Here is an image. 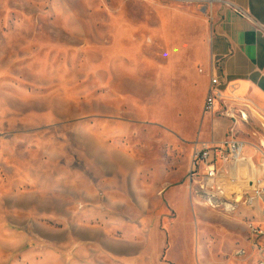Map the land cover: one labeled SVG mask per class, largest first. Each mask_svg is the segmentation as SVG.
<instances>
[{
	"label": "rangeland",
	"instance_id": "rangeland-1",
	"mask_svg": "<svg viewBox=\"0 0 264 264\" xmlns=\"http://www.w3.org/2000/svg\"><path fill=\"white\" fill-rule=\"evenodd\" d=\"M219 3L0 0V264H257L189 181Z\"/></svg>",
	"mask_w": 264,
	"mask_h": 264
},
{
	"label": "crops",
	"instance_id": "crops-1",
	"mask_svg": "<svg viewBox=\"0 0 264 264\" xmlns=\"http://www.w3.org/2000/svg\"><path fill=\"white\" fill-rule=\"evenodd\" d=\"M216 13L217 20L208 51L196 54L201 71L199 73L197 66L195 67L196 72L191 75V82L195 86L189 93L204 87V112L212 76H221L219 90L226 106L237 116L239 112L247 115V121L238 120V126L246 134L243 140L246 143L245 155L248 161L240 168L237 181H232L225 175L220 176L217 182L219 193L230 195L234 191H246V183L263 173L259 166L262 156L256 148L261 149L264 144V0H220ZM221 108L216 105V110ZM207 117L205 125L209 126V131L194 143H222L233 122L220 113ZM205 134L210 135L212 140H204ZM256 205L262 212L264 205ZM239 208L240 206L237 210ZM130 245L127 241L117 242V255L130 257Z\"/></svg>",
	"mask_w": 264,
	"mask_h": 264
},
{
	"label": "built area",
	"instance_id": "built-area-1",
	"mask_svg": "<svg viewBox=\"0 0 264 264\" xmlns=\"http://www.w3.org/2000/svg\"><path fill=\"white\" fill-rule=\"evenodd\" d=\"M222 80L221 76H212L211 87L204 104V114L213 116L217 113L230 119L233 124L229 126L225 139L220 144L196 142L191 153V168L189 171L190 185H197L200 192L208 195L209 206L213 209H224L234 212L239 206L247 208L254 207L257 203L264 205V144L261 149L262 176L255 180H249L246 184L248 189L244 192H232L230 195H222L217 188L220 176H227L232 181H237V174L248 161L245 155L246 143L238 136V120L247 121V115L239 112V115L228 109L226 101L219 90ZM222 108L216 110V105ZM198 189V188H197ZM264 223V208L261 212ZM249 231L252 237L250 251L255 254L257 264H264V228L261 225L249 224ZM245 250H238L236 255L244 257Z\"/></svg>",
	"mask_w": 264,
	"mask_h": 264
},
{
	"label": "bare ground",
	"instance_id": "bare-ground-1",
	"mask_svg": "<svg viewBox=\"0 0 264 264\" xmlns=\"http://www.w3.org/2000/svg\"><path fill=\"white\" fill-rule=\"evenodd\" d=\"M259 120V119H258ZM262 120V119H261ZM192 256V255H191Z\"/></svg>",
	"mask_w": 264,
	"mask_h": 264
}]
</instances>
